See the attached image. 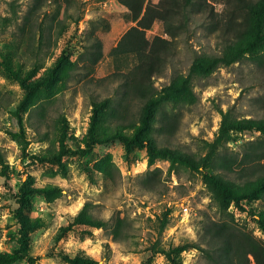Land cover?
<instances>
[{"label":"rangeland","instance_id":"obj_1","mask_svg":"<svg viewBox=\"0 0 264 264\" xmlns=\"http://www.w3.org/2000/svg\"><path fill=\"white\" fill-rule=\"evenodd\" d=\"M12 1L16 2L15 15ZM209 2L219 13L225 8V0ZM147 3L159 5L160 0ZM127 12L118 0H0V148L11 166L10 188L17 192L28 173L39 186L61 188L52 201L41 194L30 198L31 218H39L42 223L29 235L35 264H70L60 256L65 252L86 256L93 264H171L161 251L186 242L205 247V226L224 218L237 230L264 241L255 219L256 212L264 209V200L245 201L242 209L234 208L229 210L232 216H224L212 202L200 171L166 160L150 165L145 149L136 148L127 156L123 144L116 141L96 145L85 156L68 153L64 172L56 164L32 163L9 135V131H19L14 111L24 90L6 72L4 57L11 58L14 65L20 61L26 71L38 58L42 66L38 77L60 57L64 47L69 49V79L57 85L42 107L23 114L30 141L26 153L57 150V127L62 118L71 133L83 138L89 126L91 98H120L121 80L111 51L136 25L127 20ZM157 36L171 40L160 21L145 32L143 49H148ZM222 47V41L204 29L202 19L195 18L174 41L162 70L153 77L155 88L161 90L175 78L185 76L197 55L219 54ZM263 61L264 55L257 61L246 59L221 67L209 77L196 78L191 84L192 96L168 108L167 119L159 116L158 143L200 157L219 129L220 110L230 111L237 118L264 119ZM126 65H133L131 58L124 61L121 70L127 69ZM140 105L141 101L130 100L129 119L136 118ZM166 120L174 122L173 132L164 130ZM47 130L49 139L38 141ZM219 162L228 166L235 178L241 172L257 174L264 163V139L259 132L236 133L234 140L221 149ZM10 188L0 177V251L16 247V204ZM85 202L93 203V213L106 220L107 227L76 225L57 241L59 228L66 226ZM185 202L193 211L182 223L181 205ZM169 208L168 225L160 234L158 216ZM200 247L185 251L183 264H207Z\"/></svg>","mask_w":264,"mask_h":264},{"label":"trees","instance_id":"obj_2","mask_svg":"<svg viewBox=\"0 0 264 264\" xmlns=\"http://www.w3.org/2000/svg\"><path fill=\"white\" fill-rule=\"evenodd\" d=\"M118 2L128 9L127 20L136 23L111 51L118 68L116 75L121 80L119 86L121 95L119 99L91 98L90 121L83 138L71 133L67 120L62 118L60 126L57 127L59 149H47L31 155L26 153L30 141L23 114L42 107L57 85L69 79L72 71V68L66 65L70 62L69 49L64 47L60 57L38 77L37 73L42 68L38 58L31 62V68L26 71L20 61L14 65L11 58L4 57L2 63L6 72L24 90V95L14 111L18 119L19 131H9L11 138L21 146L23 156L29 157L32 163L56 164L66 172L64 157L68 153L85 156L91 153L96 145L119 141L123 144L127 156L136 148L145 149L150 165L158 160H166L193 171H200L212 202L224 216H232L229 211L231 205L242 209V203L245 201L264 200V163H261V167L256 170L257 174L245 175L241 172L235 178L231 176L232 170L219 162L221 149L234 140L236 133L259 132L264 139V119L237 118L230 111L220 110L222 118L219 129L214 139L207 142L205 155L200 157L167 145H160L157 138L159 116L167 119L168 108H175L192 96L191 84L196 78L209 77L221 67H228L246 59L257 61L264 55V0H225V8L221 13L214 9L209 0H160L159 5H151L147 0H118ZM10 6L15 15L16 2H10ZM195 18H201L207 33L222 41L221 52L197 55L185 76L175 78L170 84L158 90L153 84V77L162 70L172 51L174 41L187 31ZM9 19L12 21L11 18ZM155 21L162 22L165 33L171 37V40L157 36L148 49H143L142 40L145 32ZM127 58L132 59L133 65H126L127 69L121 70ZM133 98L141 101V105L136 118L129 119L130 100ZM174 129V122L166 120L164 130L173 132ZM49 136L47 130L40 134L38 141H45ZM86 171L91 174V170L86 169ZM10 174L11 166L0 148V177L5 180L9 188ZM60 193L61 188L57 186L37 185L35 177L30 173L27 174L18 191L10 193L16 204L14 212L18 231L13 238L16 247L12 251H0V264H16L19 261H25L26 264L36 263L37 258L30 251L29 235L32 230L41 227L42 223L39 218H31L30 198L41 194L48 201H52ZM93 208L92 202H85L71 221L59 228L55 239L60 241L76 225L107 227L108 222L97 217L93 213ZM170 213L169 208L158 216L160 234L168 225ZM255 216L258 227L264 233V209L256 212ZM202 243L205 247L186 242L161 252L171 264H183L182 254L198 247L204 253L207 264H252V262L264 264V241L250 233L237 230L228 219L207 224ZM60 256L70 264L94 263L90 258L79 254L72 255L65 252Z\"/></svg>","mask_w":264,"mask_h":264},{"label":"built area","instance_id":"obj_3","mask_svg":"<svg viewBox=\"0 0 264 264\" xmlns=\"http://www.w3.org/2000/svg\"><path fill=\"white\" fill-rule=\"evenodd\" d=\"M236 207H234L233 205L230 206V210L232 211V209H234ZM238 209V208H236ZM192 211L191 210V205L188 204V203H182L181 205V222L182 223H185L187 221V219L191 216L192 214Z\"/></svg>","mask_w":264,"mask_h":264}]
</instances>
